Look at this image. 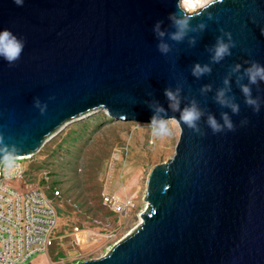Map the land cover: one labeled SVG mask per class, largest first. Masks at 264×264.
<instances>
[{"label": "water", "instance_id": "95a60500", "mask_svg": "<svg viewBox=\"0 0 264 264\" xmlns=\"http://www.w3.org/2000/svg\"><path fill=\"white\" fill-rule=\"evenodd\" d=\"M176 2L25 0L21 7L0 0V30L26 41L15 65L0 58V134L22 148L21 158L92 112L149 123L156 114L149 104L156 102L164 109L157 115L175 118L181 130L174 156L150 170L141 225L105 256L76 264H264V81L250 85L258 114L240 89L252 62L264 66V0H223L210 9L218 19L207 13L193 19L180 42L169 38ZM158 21L167 55L157 49ZM221 29L232 33L236 47L214 63ZM197 63L211 72L197 78ZM177 87L181 110L195 100L202 111L204 135L183 126L169 107L164 90ZM220 89H229L238 115L216 101ZM37 99L46 114L34 107ZM223 112L235 131L213 134L207 117L223 124Z\"/></svg>", "mask_w": 264, "mask_h": 264}, {"label": "rangeland", "instance_id": "374dc122", "mask_svg": "<svg viewBox=\"0 0 264 264\" xmlns=\"http://www.w3.org/2000/svg\"><path fill=\"white\" fill-rule=\"evenodd\" d=\"M147 124L98 111L68 122L45 141L42 148L46 151L35 156L47 167L34 177L40 180L53 172L62 182L57 230L66 234L60 239L65 258L53 262L48 251L20 264H76L98 259L140 226L148 206L145 196L150 170L174 156L181 135L176 123L171 125V136L154 138ZM78 134L81 137L73 140ZM22 164L26 171L36 163L28 158ZM103 194L118 200L122 209L103 205ZM76 226L91 234V244L83 248L70 244L68 232Z\"/></svg>", "mask_w": 264, "mask_h": 264}, {"label": "clouds", "instance_id": "9594fccd", "mask_svg": "<svg viewBox=\"0 0 264 264\" xmlns=\"http://www.w3.org/2000/svg\"><path fill=\"white\" fill-rule=\"evenodd\" d=\"M17 6H23L25 0H13ZM223 3V0H177L176 8L177 13L170 15L169 19L172 21L175 31L169 34V38L173 41L180 42L187 35L190 29V22L200 16H204L207 13V19H218L214 17L210 9L214 8L217 4ZM161 23L157 22L153 28L156 35L161 38V42L157 45L158 51L162 55H167L170 52V45L163 41L165 32L161 31ZM199 30H204L206 24L200 23L198 25ZM222 35L217 37L216 44L211 49L212 51V61L218 63L223 60L226 56L232 54L231 49L236 47V42L233 40L232 33L229 31H224L221 29ZM227 37V41L225 40ZM190 43L195 44V39L193 38ZM26 41L24 38L17 36L10 29L0 30V58L7 61L9 66H13L17 61L20 60L24 49ZM240 66H235V71H239ZM211 68L208 65L201 66L199 63L194 65L192 69V74L199 78L205 73H210ZM245 75L248 78V84H240L241 92L245 97V104L253 109L255 113H259L261 109V104L258 98L252 96V89L250 85H255L258 81H264V66L257 62H252L251 66L245 70ZM225 85L229 82L226 79L224 81ZM209 88L206 86L201 89L202 92L208 91ZM229 89H220L216 96V101L223 107L230 108L233 114L238 115L240 112L239 104L234 102V98H229L226 96V91ZM181 89L179 87L173 91L171 88H165L164 95L169 101V107L173 111H179V122L183 124L187 129L194 133L204 135L198 126V121L203 115L202 111L197 106L195 100L191 102L189 106L180 109L179 93ZM149 106L153 109L154 114L150 122L147 124L151 129L152 136L154 138H165L173 134V129L171 125L176 124L177 120L175 118L169 120L164 116L157 115L158 113H164V109L160 107L156 102H151ZM34 107L40 110V114L44 115L47 111V105H41L39 99L35 100ZM221 119L223 124L217 121L214 115H208L207 125L211 129L213 134L221 133L225 129L228 131H235V125L227 112L221 113ZM242 123H247V119L242 121ZM22 148L18 147L15 143H5L4 136L0 134V169H3L6 175H10L14 170L19 168L17 161L21 158Z\"/></svg>", "mask_w": 264, "mask_h": 264}, {"label": "built area", "instance_id": "2783aa9c", "mask_svg": "<svg viewBox=\"0 0 264 264\" xmlns=\"http://www.w3.org/2000/svg\"><path fill=\"white\" fill-rule=\"evenodd\" d=\"M19 168L6 175L0 169V264H20L38 253H47L57 240L59 215L57 200L60 192L49 197L43 188L25 177L22 162ZM103 205L121 210V204L112 196L103 194ZM91 234L79 227L68 235L71 245L83 248L91 244Z\"/></svg>", "mask_w": 264, "mask_h": 264}, {"label": "trees", "instance_id": "16d2710c", "mask_svg": "<svg viewBox=\"0 0 264 264\" xmlns=\"http://www.w3.org/2000/svg\"><path fill=\"white\" fill-rule=\"evenodd\" d=\"M80 137H81V134H78L77 137L72 138V139L73 140H78V138H80ZM67 141H68L67 139L66 140H63V144L64 143H67ZM45 151L46 150H43V148H41V150L38 153L39 154L41 153L43 155ZM35 155L33 157H31V159H33L34 163H36V164H34V166H32L31 169H27L25 171V177L27 179H29L30 181L39 184L43 188V190L45 191V193L49 197H53L54 196V192L57 191V192H60L61 193V196L63 198V192L60 189H58V187H61L62 186V182H61V180H58L57 179L58 176H55V173H53V172H50L49 174L47 173L45 175V177L42 178V179H40V180L39 179H36L34 177L41 170H43V169H45V167H47V164L46 163H42V162L40 163L39 162V157H37ZM48 178H50V179L52 178V180H48ZM58 203H60V202L57 200V209H58V215H59V219H60L61 210L59 208V204ZM76 227H79V226H76ZM76 227H72L71 230H69L68 233H71L74 230V228H76ZM56 235H58V236H65L66 234L64 235L62 232H59L57 230L56 231ZM64 252L65 251L63 249L62 241L57 240L55 242L54 246L51 247V249H50V253H52V258H51L52 261L53 262H56V263H60V261H62L65 258L64 257Z\"/></svg>", "mask_w": 264, "mask_h": 264}, {"label": "bare ground", "instance_id": "6f19581e", "mask_svg": "<svg viewBox=\"0 0 264 264\" xmlns=\"http://www.w3.org/2000/svg\"><path fill=\"white\" fill-rule=\"evenodd\" d=\"M171 158H172V157H171ZM146 187H147V185H146ZM146 202H147V201H146ZM147 204H148V206H149V203H148V202H147ZM148 206H147V207H148ZM142 222H143L142 219H140V220H139V225H141ZM126 236H127V235H126Z\"/></svg>", "mask_w": 264, "mask_h": 264}]
</instances>
